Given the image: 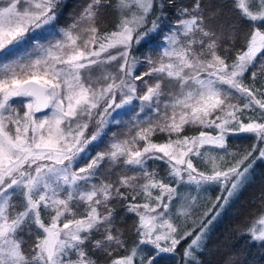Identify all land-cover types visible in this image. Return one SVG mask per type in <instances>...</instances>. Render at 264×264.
Returning <instances> with one entry per match:
<instances>
[{"label":"snow or ice","instance_id":"obj_1","mask_svg":"<svg viewBox=\"0 0 264 264\" xmlns=\"http://www.w3.org/2000/svg\"><path fill=\"white\" fill-rule=\"evenodd\" d=\"M64 6L0 0V264H98L96 253L108 264H160L175 261L186 240L183 264H202L210 226L264 159V0H232L236 20L219 33L201 0H88L71 24L57 27ZM108 10L116 22L101 31ZM151 37L166 46L155 57L136 55ZM237 38L243 48L233 51ZM133 100L154 118L123 139L113 133L107 151L92 155L88 146L119 123L112 113ZM90 123L96 130L86 136ZM186 126L198 135L182 136ZM157 133L167 139L153 141ZM241 135L252 148L231 151L229 136ZM105 163L108 175L122 166L117 180L94 183ZM180 185L218 186L220 195L208 208L190 195L174 205ZM113 201L137 218L135 240L115 227ZM244 234L264 246V212Z\"/></svg>","mask_w":264,"mask_h":264},{"label":"trees","instance_id":"obj_2","mask_svg":"<svg viewBox=\"0 0 264 264\" xmlns=\"http://www.w3.org/2000/svg\"><path fill=\"white\" fill-rule=\"evenodd\" d=\"M193 0H176V4L190 5ZM88 0H65V6L62 8L60 15L57 18V27H67L73 22V17L77 15L82 6L86 5ZM202 6L206 10V22L210 23V27L219 33L222 27H226L229 23L236 20V14L232 9V0H201ZM174 9H168V20L174 21L176 16L173 14ZM116 22V16L111 10H108L105 15L100 18L101 31L105 28L111 29ZM58 36V34H57ZM56 37H50V39H56ZM46 42V41H44ZM165 47L162 38L151 37L147 45L143 42L136 49L135 54L141 55L151 52L155 57L158 55V51ZM223 47L231 48L232 45L224 43ZM243 48L242 40L237 38L235 41V50ZM224 55V53H221ZM229 62L234 59L233 53L230 51L227 53ZM261 55H264L262 53ZM142 58V57H141ZM259 56L257 59L259 60ZM108 70H112L111 68ZM100 75L99 70L93 71V79ZM245 82L251 84L249 74H245ZM103 83V81H101ZM139 83V82H137ZM261 83L260 77H257L256 87H259ZM138 95L139 90H138ZM137 101L133 100L130 107L127 110L119 111L114 114L115 120L119 123H110L104 132L101 133L100 140L103 143H99L98 147H93L90 145V153L94 155L99 150L107 151V144L111 139H113V133L117 134L118 138H125V135L131 129L135 131V125L145 120L149 116H153L151 109L142 115L141 111L138 110L139 104ZM130 113V114H126ZM129 115H131L129 117ZM96 130L94 123L89 124V128L86 132L92 134ZM200 129L196 127L186 126L183 134H193L199 132ZM155 142H163L167 139L166 134L157 133L152 137ZM94 144L98 142H93ZM228 147L231 151L236 153H243L246 149L250 150L253 146L254 140L251 138H246L245 136H229L227 141ZM259 151V146H257V152L253 153L256 156ZM233 158L228 160L231 162ZM149 161V165H151ZM245 163H248L247 161ZM110 166L107 163L102 164L101 168L98 170V175L94 179V183L104 182H115L117 180L118 174H120V169L122 166H116L112 168L113 175L107 174V169ZM159 173L161 176L165 175L164 165L160 163ZM132 174V173H128ZM183 186V185H180ZM186 191L188 195L193 196L194 187L191 185ZM217 197V196H216ZM222 199V198H221ZM139 202V197L137 198ZM112 208L114 212V219L116 220L115 227L119 228L123 233V238L131 242L136 239V234L134 232V222L136 217L134 214H128L125 211L122 201H113ZM211 206V204H210ZM219 205H217V208ZM264 211V159H257L250 170V182L233 198L229 205L226 206L225 210L221 213L219 217L210 226L208 237L206 240L205 249L202 253H198L199 259L202 264H264V246L258 243L252 242L248 235L244 233L251 224V221L258 217ZM215 212V209H213ZM99 238V237H95ZM189 240L191 237L188 238ZM187 240L183 241L181 245L177 247L176 260L173 261L170 257L166 256L164 260H161L160 264H183L182 250ZM122 251L113 252V256L122 255ZM97 259L98 264H108V257L96 253L94 256Z\"/></svg>","mask_w":264,"mask_h":264},{"label":"rangeland","instance_id":"obj_3","mask_svg":"<svg viewBox=\"0 0 264 264\" xmlns=\"http://www.w3.org/2000/svg\"><path fill=\"white\" fill-rule=\"evenodd\" d=\"M57 38H59V35L57 36ZM46 43V42H45ZM164 45L166 46V43L164 42ZM119 101H120V96H119V94L117 95V103H119ZM138 103H137V105L139 104V108H138V110L140 109V101H138V100H136ZM128 107H130V105H125L124 106V108H122V109H117L116 110V112H114V113H112V117H114V114H117L119 111H124L125 112V110H127V108ZM149 108H147V107H145L144 108V111L143 112H141L142 113V115H145V112L148 110ZM140 111V110H139ZM126 114H130V113H126ZM131 115H129V117H130ZM110 119V121H111V118H109ZM111 122H109V124H110ZM108 124V125H109ZM107 125V126H108ZM107 126L103 129V132L105 131V129L107 128ZM206 131H209V130H207V129H205ZM198 133L199 132H197V133H193V134H187L188 136H193V135H198ZM85 135L86 136H88V135H90V133H88V132H86L85 133ZM181 135L183 136V135H185V134H183V133H181ZM116 138H118V137H116ZM121 139V138H120ZM91 145V144H90ZM90 145L88 146V151H90V149H91V147H90ZM205 147H208V146H205ZM105 151V150H104ZM202 151H203V149H202ZM98 152H103L102 150H99ZM228 160H230L231 159V157H228L227 158ZM194 163L197 165V167L198 168H201V169H204L205 167H206V165H204V164H201V163H199L198 161H196L195 159H194ZM173 186H175V185H173ZM190 186L191 185H189V186H185V185H183V186H179V187H177V192H178V196L176 197V199H174L173 200V204L175 205L176 203H177V201H179L180 200V196L181 195H188V192L189 191H186V190H188L189 188H190ZM194 187V195L193 196H195V197H197V199H198V202H200V203H202L203 204V206H204V208H208V207H210V204H211V201H214L215 199H216V196H218V195H220V188L218 187V186H211V187H209L208 188V191L207 192H205L203 189H201V190H199V192L198 191H196L195 190V186H193ZM205 198H207V199H205ZM264 212V211H263ZM262 214V213H261ZM260 214V215H261ZM260 215H258V217L260 216ZM258 217H256V218H254L252 221H251V224H252V222L253 221H255ZM46 223H47V221H45ZM176 223H180V221H175ZM250 224V225H251ZM188 227H191V223H189L188 224ZM197 231H199V229H197ZM193 235H195V233H193Z\"/></svg>","mask_w":264,"mask_h":264}]
</instances>
